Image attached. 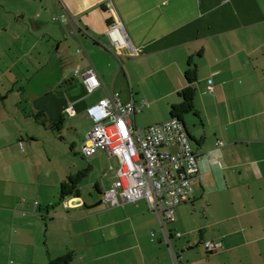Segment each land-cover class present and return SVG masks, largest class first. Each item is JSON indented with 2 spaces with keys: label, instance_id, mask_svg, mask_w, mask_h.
Instances as JSON below:
<instances>
[{
  "label": "crops",
  "instance_id": "0c3cea01",
  "mask_svg": "<svg viewBox=\"0 0 264 264\" xmlns=\"http://www.w3.org/2000/svg\"><path fill=\"white\" fill-rule=\"evenodd\" d=\"M113 23L124 43L109 39ZM190 64L202 128L189 130L186 114L183 122L199 177L181 204L205 203V221L178 216L161 226L143 199L106 205L118 159L104 150L77 171L84 178L107 162L93 185L102 196L83 198L82 178L78 196L60 200V183L75 173L45 149L37 154L39 129L29 122L48 129L31 114L63 118L82 142L92 125L86 108L108 93L169 111ZM89 67L100 82L91 93L82 80ZM25 91H45L28 112ZM136 114L142 134L151 124L138 128ZM203 241L221 247L206 251ZM70 251V264H173L172 252L181 264H264V0H0V264H48Z\"/></svg>",
  "mask_w": 264,
  "mask_h": 264
},
{
  "label": "built area",
  "instance_id": "2783aa9c",
  "mask_svg": "<svg viewBox=\"0 0 264 264\" xmlns=\"http://www.w3.org/2000/svg\"><path fill=\"white\" fill-rule=\"evenodd\" d=\"M74 22L83 34H87ZM107 35L113 43H124L118 23L109 27ZM74 75H78L77 70ZM82 80L88 93L100 86L92 67L82 73ZM208 90L212 91L213 87L208 85ZM144 106H147L145 101L124 103L118 93H108L88 106L86 114L92 125L80 145V153L89 157L104 150L118 159L112 188L102 196L105 204L118 206L143 199L163 226L175 221V208L188 200L192 182L199 177L200 154L193 149L182 121L175 117L151 124L141 134L131 119ZM73 112L72 104L64 109L65 114ZM222 144L223 141H217V145ZM19 146L23 150L21 141ZM169 147L174 150L170 151ZM174 235L180 237L181 233ZM202 245L206 251L221 247L220 242L214 241H203ZM172 258L173 264H181L177 262L176 253L172 252Z\"/></svg>",
  "mask_w": 264,
  "mask_h": 264
},
{
  "label": "rangeland",
  "instance_id": "374dc122",
  "mask_svg": "<svg viewBox=\"0 0 264 264\" xmlns=\"http://www.w3.org/2000/svg\"><path fill=\"white\" fill-rule=\"evenodd\" d=\"M45 91H25V100L22 104V107L25 108L29 106L33 100H35V104L39 103L41 100L38 98L41 96ZM136 92V91H135ZM145 93L149 98L156 94L157 91H140ZM148 100V99H147ZM164 103V102H162ZM28 108V107H27ZM29 111V108L27 109V112ZM168 118L169 117V111L166 108V106L160 103L156 105V107H148L144 108L142 112H139L136 114V125L138 128H142L146 125L152 124V121L157 118ZM163 119V120H164ZM185 123L187 124V127L190 129H201V123L197 116H195L192 112H189L185 115ZM30 121V120H29ZM30 123V130L35 133L36 129H39V133L37 134L38 138H40L41 142L37 146V154L40 155V151L42 153L45 149L49 155L53 157V160L51 163L55 165L65 164L66 166H72V170L74 173H77L78 169L86 168L88 164L91 163L90 158H85L79 153L80 145L82 142H79L78 136L73 132L71 129H67L66 127L61 128L60 130H52L49 128L48 119L46 118L45 125L47 131H44L43 128H38L39 126H36L35 123ZM40 124V123H39ZM42 129V130H41ZM90 129V127H89ZM89 129L85 130L84 135L89 131ZM82 133V138L84 137ZM25 139L22 141L23 145H25ZM192 146L194 145V142L191 140ZM45 156V154H44ZM46 157V156H45ZM106 165L107 162H101L99 163V171L97 169L90 170L87 176H85L81 183H80V190L82 192L83 198H88L89 195H92L93 198L97 196H102L101 193L97 192V190L94 188V182L97 178V175L102 172V167ZM51 165V164H50ZM116 166V164H115ZM51 167V166H50ZM102 184L105 186L106 179H102ZM107 205V204H106ZM181 207H183L182 211L177 214L175 213V217L180 218L184 217L186 221H189L193 224H201L205 221L206 218V204L203 202H200L197 200V202L186 203V204H180Z\"/></svg>",
  "mask_w": 264,
  "mask_h": 264
},
{
  "label": "trees",
  "instance_id": "16d2710c",
  "mask_svg": "<svg viewBox=\"0 0 264 264\" xmlns=\"http://www.w3.org/2000/svg\"><path fill=\"white\" fill-rule=\"evenodd\" d=\"M184 79L186 85L178 92L180 97V102L178 104H173L170 106L169 116L175 117L183 121V116L189 112L194 111V97L196 94V70L194 65H189V67L184 71ZM33 119L45 125L46 117L43 111H37L31 114ZM63 124V118L58 119L56 122L49 123V128L52 130H60ZM86 170L79 171L73 175L66 176L65 180L60 183L59 186V199L63 200L68 196H78L79 194V183L83 178ZM73 252H68L62 257L49 260L48 264H70L73 260Z\"/></svg>",
  "mask_w": 264,
  "mask_h": 264
},
{
  "label": "water",
  "instance_id": "95a60500",
  "mask_svg": "<svg viewBox=\"0 0 264 264\" xmlns=\"http://www.w3.org/2000/svg\"><path fill=\"white\" fill-rule=\"evenodd\" d=\"M113 44H116V43H113ZM111 51L114 52V51H115V48L113 47V48L111 49ZM182 123L184 124L183 121H182ZM184 126H185V125H184Z\"/></svg>",
  "mask_w": 264,
  "mask_h": 264
}]
</instances>
